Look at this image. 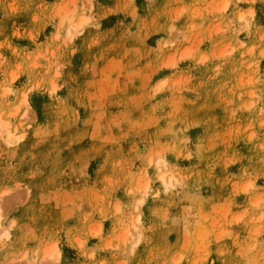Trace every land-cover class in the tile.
<instances>
[{"label": "rangeland", "instance_id": "374dc122", "mask_svg": "<svg viewBox=\"0 0 264 264\" xmlns=\"http://www.w3.org/2000/svg\"><path fill=\"white\" fill-rule=\"evenodd\" d=\"M0 125V264H264V0H0Z\"/></svg>", "mask_w": 264, "mask_h": 264}, {"label": "bare ground", "instance_id": "6f19581e", "mask_svg": "<svg viewBox=\"0 0 264 264\" xmlns=\"http://www.w3.org/2000/svg\"><path fill=\"white\" fill-rule=\"evenodd\" d=\"M239 19H241V16H239ZM0 127H2V125H0ZM160 181L162 182L163 185H167V182H166V178H165V175H160ZM54 254H56V251L55 249L53 248L51 250V252L48 253V256L51 258L54 256Z\"/></svg>", "mask_w": 264, "mask_h": 264}]
</instances>
